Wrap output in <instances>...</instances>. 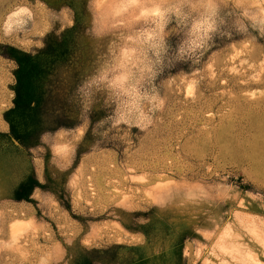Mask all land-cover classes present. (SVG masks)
Segmentation results:
<instances>
[{
    "label": "rangeland",
    "instance_id": "374dc122",
    "mask_svg": "<svg viewBox=\"0 0 264 264\" xmlns=\"http://www.w3.org/2000/svg\"><path fill=\"white\" fill-rule=\"evenodd\" d=\"M226 2L240 7L238 23L249 17L264 35V0L74 1L87 9L96 91L111 101L103 135L118 148L83 155L67 182L82 221L50 195L39 205L0 199V264H71L82 247L112 243L158 253L183 236L187 264H264V41L236 40L199 70L157 79L172 21L184 27L185 56L209 37ZM69 4L0 0V43L41 46L52 19L61 28L72 23ZM23 5L35 12V30L6 37L8 14ZM15 67L0 56V132L9 130L3 112L13 104ZM87 129L86 122L55 136L56 182L68 179L65 167ZM34 165L41 169L0 137V197Z\"/></svg>",
    "mask_w": 264,
    "mask_h": 264
},
{
    "label": "trees",
    "instance_id": "16d2710c",
    "mask_svg": "<svg viewBox=\"0 0 264 264\" xmlns=\"http://www.w3.org/2000/svg\"><path fill=\"white\" fill-rule=\"evenodd\" d=\"M66 1L74 4V0ZM217 9L209 37L199 48L192 47L185 56L178 55L184 27L172 21L176 31L165 39L164 70L157 79L176 72L199 70L213 53L236 40L264 41V35L259 34L257 28L255 31L249 17L244 18L242 23L236 21L240 7L226 2ZM68 13L72 23L61 28L52 19L41 46L24 50L0 43V56L16 64L13 69L14 83L11 85L14 91L13 105L3 112L9 132L0 135L12 145V138L17 139L19 146L16 147L29 156L37 154L44 161L43 182L39 181L33 168L10 193L0 199L37 204L31 195L36 188H40L43 198L53 196L63 210L82 221V217L72 211L67 182L83 155L98 147L118 148V145L108 141L110 135H103V131L110 126L107 116L112 107L111 101L103 97V92L96 91L92 72L96 55L86 35L90 24L85 17L87 10L71 5ZM86 122L88 129L85 136L73 148L65 167L68 179L64 178L58 183L50 169L57 160L51 148L55 136L61 130L72 131ZM185 240L186 236H183L168 250L150 254L143 251L142 245L112 243L102 247H82L71 264H187Z\"/></svg>",
    "mask_w": 264,
    "mask_h": 264
},
{
    "label": "flooded vegetation",
    "instance_id": "af4514ba",
    "mask_svg": "<svg viewBox=\"0 0 264 264\" xmlns=\"http://www.w3.org/2000/svg\"><path fill=\"white\" fill-rule=\"evenodd\" d=\"M64 1H66V0H64ZM75 2H76V0H74ZM85 2V1H84ZM74 6V7H77V9H80V10H83V9H85V10H87L86 9V7L85 6H82V7H80V6H77L75 3L74 4H69L68 5V11L70 10V6ZM35 24H36V19H35V17H34V14H33V16L32 17H29V15H27V14H22L20 17H19V19H18V22H16V23H14V24H11L10 26H8V25H6V26H4L3 27V34L6 36V37H19V38H21L22 36H24V33H27L28 31L30 32V31H32V29H33V27L35 26ZM50 26H51V24H50ZM49 29H50V27H49ZM49 31V30H48ZM47 31V32H48ZM46 32V33H47ZM45 35V34H44ZM44 35H42L39 39H43V36ZM33 38H38V36H36V35H34V37ZM42 42H43V40H42ZM5 44H8V43H5ZM10 45H12V44H10ZM10 60V59H9ZM12 61V60H11ZM14 62V61H13ZM8 124V123H7ZM9 126V125H8ZM7 132H9V130L7 131ZM0 133H4V132H0ZM0 137H3L4 139H5V137L4 136H1L0 135ZM6 140V139H5ZM7 141V140H6ZM8 142V141H7ZM12 142H13V140H12ZM11 144V143H10ZM13 145L14 146H16L15 145V143L13 142ZM31 169H33V168H31ZM32 171V170H31ZM30 174V173H29ZM28 174V175H29ZM27 174L26 175H24V177L25 176H28ZM23 177V178H24ZM37 189V188H36ZM40 189V188H39ZM41 190V189H40ZM34 192V191H33ZM33 194V193H32ZM31 197H32V195H31ZM15 201V200H14ZM24 201V200H23Z\"/></svg>",
    "mask_w": 264,
    "mask_h": 264
},
{
    "label": "crops",
    "instance_id": "0c3cea01",
    "mask_svg": "<svg viewBox=\"0 0 264 264\" xmlns=\"http://www.w3.org/2000/svg\"><path fill=\"white\" fill-rule=\"evenodd\" d=\"M28 7H29V9H31V11H32V13L34 14V17H36L35 16V12H34V10L29 6V5H27ZM35 27H36V24H35V26L33 27V29H32V31H30L31 33L35 30ZM29 31L27 32V33H30ZM27 33H24V36L27 34ZM16 39L17 38H19V37H15ZM20 40V42L22 41V39H19ZM16 46H18V45H16ZM21 46L19 45V47L18 48H20ZM22 48V47H21ZM26 50V49H25ZM13 105V104H12ZM11 105V106H12ZM10 106V107H11ZM9 107V108H10ZM9 108H7V109H9ZM6 109V110H7ZM8 125V124H7ZM9 127V126H8ZM3 132H7V131H3ZM16 145V144H15ZM17 146H19V145H17ZM20 150H23V149H21L20 148ZM24 151V150H23ZM25 152V151H24ZM36 157H38V158H36ZM30 158H32V159H34V161H36V160H39L40 162H41V164H42V166H41V169H38V168H36V166L34 165V170H35V172H36V175H37V177H38V179H39V181H41V182H43V180H44V161H43V159L41 158V157H39L37 154H34V156H30ZM31 170L32 169H30V170H28L27 171V175L31 172ZM23 178H21L18 182H20L21 180H22ZM17 182V183H18ZM16 183V184H17ZM15 184V185H16ZM14 185V186H15ZM13 186V187H14ZM39 191V192H38ZM39 194L40 195V199H35L34 198V196H35V194ZM32 198H34L35 200H40L41 201V199H43V197H42V193H41V190L39 189V188H37V189H35L34 190V192H33V194H32ZM30 203H32V202H30ZM27 204H29V202L27 201ZM34 204V203H33ZM34 205H39V203H37V204H34ZM35 207V206H34ZM35 213L36 212H33L32 210H31V208L29 207V212H28V218H30V217H32V218H35L36 216H35ZM27 218V219H28Z\"/></svg>",
    "mask_w": 264,
    "mask_h": 264
},
{
    "label": "water",
    "instance_id": "95a60500",
    "mask_svg": "<svg viewBox=\"0 0 264 264\" xmlns=\"http://www.w3.org/2000/svg\"><path fill=\"white\" fill-rule=\"evenodd\" d=\"M24 13L27 14V15H29V17H32L33 16V13L31 11V9H29L28 6H26V5L18 6L11 13L8 14V16L6 18V21H5V26L6 25L10 26L11 24H14V23L18 22L19 17L22 14H24ZM12 140H13V142L16 145H19V142H18L17 139L12 138Z\"/></svg>",
    "mask_w": 264,
    "mask_h": 264
},
{
    "label": "bare ground",
    "instance_id": "6f19581e",
    "mask_svg": "<svg viewBox=\"0 0 264 264\" xmlns=\"http://www.w3.org/2000/svg\"><path fill=\"white\" fill-rule=\"evenodd\" d=\"M15 227H17V225Z\"/></svg>",
    "mask_w": 264,
    "mask_h": 264
}]
</instances>
